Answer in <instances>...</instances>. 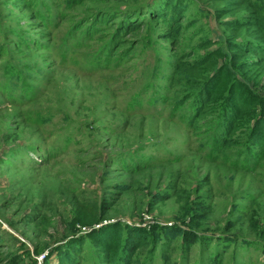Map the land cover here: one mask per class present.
Instances as JSON below:
<instances>
[{
    "label": "rangeland",
    "instance_id": "1",
    "mask_svg": "<svg viewBox=\"0 0 264 264\" xmlns=\"http://www.w3.org/2000/svg\"><path fill=\"white\" fill-rule=\"evenodd\" d=\"M176 1L0 0V264H109L117 227L151 243L117 264H264V161L189 125L178 72L221 20Z\"/></svg>",
    "mask_w": 264,
    "mask_h": 264
},
{
    "label": "trees",
    "instance_id": "2",
    "mask_svg": "<svg viewBox=\"0 0 264 264\" xmlns=\"http://www.w3.org/2000/svg\"><path fill=\"white\" fill-rule=\"evenodd\" d=\"M187 1L177 0L174 11L181 12ZM207 1L221 20L223 34L215 39L203 38L197 48L207 53L178 66V72L188 75L189 86L194 89L186 100L187 103L192 99L195 108L189 125L196 129L201 122L218 116L220 152L224 154L231 148L246 146L247 156L259 163L264 161V3ZM240 13L242 15H238ZM170 28L169 38L176 39L181 24ZM84 207H77L79 219L86 226H95L101 208L89 206L87 212ZM202 208L201 204L198 210ZM123 233L124 228L117 227L111 247L90 237L93 246L105 255L109 264H117L125 255L131 259L140 248L151 245L147 234L135 230L123 247Z\"/></svg>",
    "mask_w": 264,
    "mask_h": 264
}]
</instances>
